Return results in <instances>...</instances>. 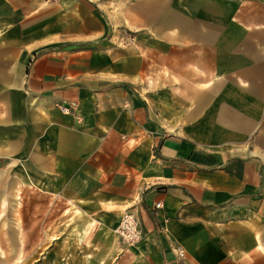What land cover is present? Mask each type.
<instances>
[{
    "label": "crops",
    "instance_id": "1",
    "mask_svg": "<svg viewBox=\"0 0 264 264\" xmlns=\"http://www.w3.org/2000/svg\"><path fill=\"white\" fill-rule=\"evenodd\" d=\"M19 160L134 214L137 264H264V0H0V176Z\"/></svg>",
    "mask_w": 264,
    "mask_h": 264
},
{
    "label": "rangeland",
    "instance_id": "2",
    "mask_svg": "<svg viewBox=\"0 0 264 264\" xmlns=\"http://www.w3.org/2000/svg\"><path fill=\"white\" fill-rule=\"evenodd\" d=\"M20 164L15 161L13 172L3 171L0 176L4 199L0 206V264H137L134 255L120 251L116 222L108 224L101 216L87 213L84 206L70 207L63 194L38 189L33 180L23 182ZM0 169L5 170L1 165ZM16 192L18 204L12 209ZM39 219L46 220V234L51 238H43V223L42 237H37ZM26 234H30L29 246L25 245Z\"/></svg>",
    "mask_w": 264,
    "mask_h": 264
},
{
    "label": "built area",
    "instance_id": "3",
    "mask_svg": "<svg viewBox=\"0 0 264 264\" xmlns=\"http://www.w3.org/2000/svg\"><path fill=\"white\" fill-rule=\"evenodd\" d=\"M61 112L68 113V108L62 107ZM160 203L155 204V208H160ZM117 232L120 239L127 247L134 246L141 240V231L137 218L130 211H124L121 214L117 225Z\"/></svg>",
    "mask_w": 264,
    "mask_h": 264
}]
</instances>
